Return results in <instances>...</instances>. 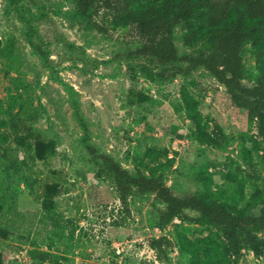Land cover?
Returning a JSON list of instances; mask_svg holds the SVG:
<instances>
[{
	"label": "rangeland",
	"instance_id": "1",
	"mask_svg": "<svg viewBox=\"0 0 264 264\" xmlns=\"http://www.w3.org/2000/svg\"><path fill=\"white\" fill-rule=\"evenodd\" d=\"M109 30L92 28L74 0H0V264H141L156 260L160 236L170 240L166 264H264L249 247L235 257L195 210L162 227L155 193L135 188L129 211L121 202L104 154L177 193L258 213L264 134L209 70L149 77L130 55L132 27ZM185 33L175 28L181 54L211 44L188 47ZM242 56L252 85V43Z\"/></svg>",
	"mask_w": 264,
	"mask_h": 264
},
{
	"label": "trees",
	"instance_id": "2",
	"mask_svg": "<svg viewBox=\"0 0 264 264\" xmlns=\"http://www.w3.org/2000/svg\"><path fill=\"white\" fill-rule=\"evenodd\" d=\"M74 1L78 13L92 28L104 34L110 31L109 24L132 27L136 40L133 46H128L130 55L139 61L142 72L149 77L188 74L199 67L209 70L226 87L232 102L256 119L264 134V0ZM22 18L30 27V20L24 15ZM179 25L186 31L184 43L188 47H194L201 40H211V44L208 48L181 54L175 38V28ZM27 32L31 45L45 55L43 46L32 38V30ZM64 43L73 48L69 40ZM248 43H252L258 68L252 85L244 82L246 66L242 52ZM184 98L188 100L185 94ZM192 118L196 120V115L192 114ZM77 119L86 126L79 113ZM204 140L219 147L223 145L212 134H206ZM104 158L117 178L119 198L128 211L129 198L135 188L140 193H155L165 204L160 208L162 227L175 218L188 216V210H195L200 214L198 221L214 224L222 230L235 257H240L245 247L264 255V238L259 234L264 232V201L258 213H236L226 204L201 193L180 194L159 178L141 171L133 173L109 154H104ZM169 245L166 236L154 238L151 246L157 258L141 264L168 263ZM41 260L48 259L42 257Z\"/></svg>",
	"mask_w": 264,
	"mask_h": 264
}]
</instances>
